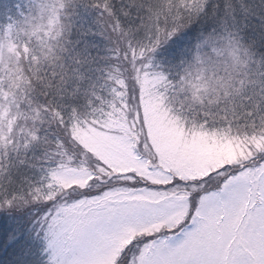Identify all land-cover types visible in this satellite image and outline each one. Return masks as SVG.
I'll use <instances>...</instances> for the list:
<instances>
[{
  "label": "snow or ice",
  "instance_id": "1",
  "mask_svg": "<svg viewBox=\"0 0 264 264\" xmlns=\"http://www.w3.org/2000/svg\"><path fill=\"white\" fill-rule=\"evenodd\" d=\"M0 264H264V0H0Z\"/></svg>",
  "mask_w": 264,
  "mask_h": 264
}]
</instances>
